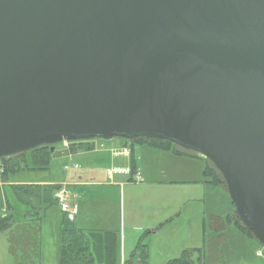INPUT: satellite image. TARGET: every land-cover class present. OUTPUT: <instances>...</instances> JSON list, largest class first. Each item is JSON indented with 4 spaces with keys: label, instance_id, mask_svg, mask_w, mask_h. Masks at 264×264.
<instances>
[{
    "label": "water",
    "instance_id": "1",
    "mask_svg": "<svg viewBox=\"0 0 264 264\" xmlns=\"http://www.w3.org/2000/svg\"><path fill=\"white\" fill-rule=\"evenodd\" d=\"M115 138L208 160L264 247V0H0V161Z\"/></svg>",
    "mask_w": 264,
    "mask_h": 264
},
{
    "label": "rangeland",
    "instance_id": "2",
    "mask_svg": "<svg viewBox=\"0 0 264 264\" xmlns=\"http://www.w3.org/2000/svg\"><path fill=\"white\" fill-rule=\"evenodd\" d=\"M78 144H88L92 147L89 152L93 154L88 159L93 162L92 165L98 173L97 175L91 174L95 178L91 179L95 182V186L83 189L88 202H84L85 198L82 199L80 193L79 197L75 196L74 192L70 193L66 186H62L60 191L67 192L70 205L76 209L80 204H84V215L90 224L100 226L102 230L117 233L118 249H121L120 240L125 238L127 261L131 259L132 264H168L170 260L180 259L187 251L200 250L201 252L191 254L192 261L196 262L201 256L204 264H264V258H259L260 254L261 257L262 254L264 255V247L257 241L247 238L235 225L228 223L223 237L213 232L212 217L218 216L227 220L234 214V206L225 190L209 184L211 178H207L204 174L207 165L205 161L197 157L193 159L190 158L193 156H190L183 158L184 160H180L177 164V159L167 156L169 159L165 161L169 166L166 167H169L171 176L179 175L176 180L183 181L168 185L166 187L168 193H164V199L171 203L176 201L177 207L165 212L161 216L163 221L160 223L161 226L149 234L143 231L145 226H148L143 223V219L149 216L152 209L143 197L142 190L139 187L127 186L123 194L117 186L113 185L119 181L138 182L136 175L132 173L133 167H136V164L146 167L148 166L147 161H150L146 156L140 161L135 155L133 158L131 147L137 148L136 146L139 147L140 143L115 138L111 141L95 139ZM124 144H128L127 147H122ZM147 147L149 146L146 145L144 149H139L138 153H148ZM55 149L56 152L66 151L67 147L65 143H61ZM166 152L168 151H156L155 153ZM28 165L32 167L30 162ZM175 165L184 168L186 172L178 171L174 168ZM107 168L111 170L125 168L129 170V174L116 175L111 183V180L109 181L103 175ZM51 173V170H26L10 177L9 183L0 187V217L14 215V220L18 222L19 212L23 210L18 206L10 184L49 181L56 172ZM105 198L109 202H98ZM85 206L88 208L85 209ZM44 209L46 212L41 220L43 237L40 264H57L59 223L57 218L58 214L62 213L61 207L58 204L49 208L45 206ZM141 255H146V258H141ZM121 256L120 250L117 264H122ZM165 260H168V263ZM12 263L8 233L0 230V264Z\"/></svg>",
    "mask_w": 264,
    "mask_h": 264
},
{
    "label": "trees",
    "instance_id": "3",
    "mask_svg": "<svg viewBox=\"0 0 264 264\" xmlns=\"http://www.w3.org/2000/svg\"><path fill=\"white\" fill-rule=\"evenodd\" d=\"M132 142L146 144L161 151H173L177 156H193L206 162L205 176L211 178L209 184L222 190L226 185L221 174L214 165L200 155L185 151L172 143L165 141L137 139ZM79 150L91 151L88 144H78ZM76 145L69 149L72 151ZM55 153L50 149H40L24 153L0 161V183H9L10 177L21 171H48L51 167ZM32 164V167L28 165ZM132 173L137 175L136 167ZM18 203L23 210L19 212L20 219L14 220V215L0 217V230L8 233L9 252L14 259V264H40L41 260V220L45 211L58 205L55 195L60 191V186L13 185L11 186ZM56 202V203H55ZM47 210V209H46ZM231 223L247 238L257 241L240 222L235 211L227 220L214 216L211 219L213 232L224 236L226 226ZM258 242V241H257ZM259 243V242H258ZM260 244V243H259ZM216 246V244H213ZM261 245V244H260ZM118 236L115 232H88L75 227L67 215L62 213L58 236V263L57 264H117ZM198 251H187L180 259L171 260L168 264H204L200 256L196 262L192 261L191 254ZM146 257V255H145ZM125 264H132L127 261Z\"/></svg>",
    "mask_w": 264,
    "mask_h": 264
},
{
    "label": "crops",
    "instance_id": "4",
    "mask_svg": "<svg viewBox=\"0 0 264 264\" xmlns=\"http://www.w3.org/2000/svg\"><path fill=\"white\" fill-rule=\"evenodd\" d=\"M75 145H76L75 146L76 149L72 151L70 149H67L66 151L62 150L59 152H55V155L53 157V161H52V164L49 170H51L52 172L51 174H53L54 172L56 173L52 175V179H50L49 181L38 182V183L36 182L35 183H13L10 185L11 186L13 185H37V186H60V187L66 186L68 187L70 193L74 192L76 194L75 196H78V197L80 193V197L82 199L85 198L84 202H88L87 200L88 197L86 194H84L83 189L95 186V182H92L91 180L95 178L91 176V174L97 175L98 173H96L94 169V165H92L93 162L89 161L88 159L90 155L93 153L80 151L78 149L79 145L78 144H75ZM127 145L124 144L122 147H127ZM145 146L146 144H140L139 147L136 146L137 148H135V146L131 147L133 158L135 155L136 159L138 158V161H140L142 157L146 156V158L150 160V161H147L148 166L146 165V167H141L139 166V164L137 166L135 162L136 171H137L136 179L138 180V182H126V181L120 182L119 181L117 183L115 182L113 185L117 186L123 192V194H125V188H127V186L139 187L142 190L143 197H145V200L151 206L149 208L152 209L149 216L146 219H143V223H145V225H148V226H145L143 231H147L149 234H151L159 226H161L160 223L163 222L161 220L162 219L161 216L165 212H167L169 209L171 208L175 209V207H177L176 201L171 203V201L168 202V200L164 199V193L165 194L168 193L166 187L170 184L183 181V180H176L177 179L176 177H179V175L171 176L170 169L168 170L169 167H166V166H169V164L165 160H167V158L169 159V157L167 156H171L177 159L176 162L178 164L180 160H184L183 158L190 157V156H186V155L177 156L169 152L155 153L156 151H160V152H164V151L158 150L149 145H147L149 146L147 147L149 150L148 153H138L139 149H144ZM190 158L194 159V157H190ZM174 168H176L178 171L186 172V170L184 168H181L180 166L175 165ZM118 169L113 168L111 170L110 168H107L104 170L103 175L106 176L107 179H109V181L111 180L110 182L112 183L113 181L112 179H114L116 175L129 174L128 169H125V168H123V170H120V168ZM3 185L5 184L0 183V187ZM98 202H109V200L105 198L103 201H98ZM83 205L80 204V206H78L79 208H77V215L73 221L76 228L83 230V231H88V232L89 231L90 232H112L110 230L109 231L102 230V228L101 229L99 228L100 226H97V225L93 226V224H90L89 221L85 218V215H84L85 210L83 209ZM87 208L88 207L85 206V209ZM45 212L46 211H44L42 218L44 217ZM61 219H62V213H59L58 218H57V221L59 222L58 223V236H59V228H60ZM41 229H42V225H41ZM139 229H142V228H139ZM42 237H43V232H41V245H42ZM120 245H121V249L117 248L116 263L117 261H119V255H120V250H121V255H122L121 262L122 264H125L127 262L126 250H125V238L124 240L123 239L120 240ZM138 245H140V243ZM57 252H58V242H57ZM41 253H42V249H41ZM142 257L146 258L145 256L141 255V258ZM259 258H264V255L262 254V257H259ZM57 261H58V255H57ZM128 261L132 262L131 259ZM165 261L168 263V260H165ZM12 264H14V259H13Z\"/></svg>",
    "mask_w": 264,
    "mask_h": 264
},
{
    "label": "built area",
    "instance_id": "5",
    "mask_svg": "<svg viewBox=\"0 0 264 264\" xmlns=\"http://www.w3.org/2000/svg\"><path fill=\"white\" fill-rule=\"evenodd\" d=\"M56 197L58 199L61 210L67 215L69 220H73L77 210L73 205H70L67 192L61 190Z\"/></svg>",
    "mask_w": 264,
    "mask_h": 264
},
{
    "label": "flooded vegetation",
    "instance_id": "6",
    "mask_svg": "<svg viewBox=\"0 0 264 264\" xmlns=\"http://www.w3.org/2000/svg\"><path fill=\"white\" fill-rule=\"evenodd\" d=\"M40 149H50L49 147H40V148H38V149H36V150H40ZM35 151V150H34Z\"/></svg>",
    "mask_w": 264,
    "mask_h": 264
}]
</instances>
